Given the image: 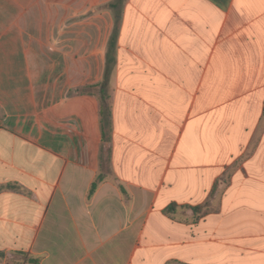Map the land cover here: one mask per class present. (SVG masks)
<instances>
[{
	"label": "crops",
	"instance_id": "0c3cea01",
	"mask_svg": "<svg viewBox=\"0 0 264 264\" xmlns=\"http://www.w3.org/2000/svg\"><path fill=\"white\" fill-rule=\"evenodd\" d=\"M111 1L0 0V264H264V0H125L90 196Z\"/></svg>",
	"mask_w": 264,
	"mask_h": 264
},
{
	"label": "trees",
	"instance_id": "16d2710c",
	"mask_svg": "<svg viewBox=\"0 0 264 264\" xmlns=\"http://www.w3.org/2000/svg\"><path fill=\"white\" fill-rule=\"evenodd\" d=\"M125 0H113L110 3L106 4L104 7L110 9L114 13L115 17V27L110 37L108 50H107V62H106V72L104 76V80L92 84L87 85L78 89L80 92H90L94 93L99 92V99H100V116H101V126H102V134H103V142L104 145L102 147V154H101V168L100 173L98 174L96 180L92 183L90 193L91 196L99 186V184L111 173V159H110V150L106 149L105 144L110 142L112 136V104H111V92L109 91L108 83L110 79L111 70L113 68L114 62L116 60V47H117V40L119 34V27L122 17V9ZM108 152V157H106V153ZM107 158V159H106ZM107 162L108 166L107 169H104V162ZM202 207H197L195 209H201ZM29 261L33 262L34 264H38V259L30 258Z\"/></svg>",
	"mask_w": 264,
	"mask_h": 264
},
{
	"label": "rangeland",
	"instance_id": "374dc122",
	"mask_svg": "<svg viewBox=\"0 0 264 264\" xmlns=\"http://www.w3.org/2000/svg\"><path fill=\"white\" fill-rule=\"evenodd\" d=\"M97 92H99V90L97 89L96 90ZM106 157H108V152L106 153ZM107 159V158H106ZM108 163L105 161L104 162V169H107V165ZM236 168V163L235 164H233L230 168H229V174L234 170ZM223 179V181L225 182V183H227L228 181H229V177H227V174H225V178H222ZM218 184H220V182H218ZM218 184H217V186H218ZM215 190H214V192L212 193V195L213 194H215Z\"/></svg>",
	"mask_w": 264,
	"mask_h": 264
}]
</instances>
